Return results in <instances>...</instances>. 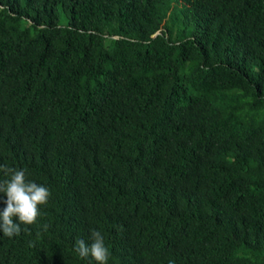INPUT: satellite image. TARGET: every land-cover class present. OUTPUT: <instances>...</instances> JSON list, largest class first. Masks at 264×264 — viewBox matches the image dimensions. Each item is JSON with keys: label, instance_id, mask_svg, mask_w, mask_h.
Instances as JSON below:
<instances>
[{"label": "trees", "instance_id": "trees-1", "mask_svg": "<svg viewBox=\"0 0 264 264\" xmlns=\"http://www.w3.org/2000/svg\"><path fill=\"white\" fill-rule=\"evenodd\" d=\"M0 264H264V0H0Z\"/></svg>", "mask_w": 264, "mask_h": 264}]
</instances>
